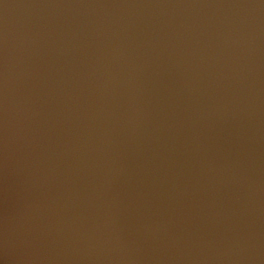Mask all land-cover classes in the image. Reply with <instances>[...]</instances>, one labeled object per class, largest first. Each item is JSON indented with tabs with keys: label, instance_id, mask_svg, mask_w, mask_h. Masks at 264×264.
<instances>
[{
	"label": "water",
	"instance_id": "95a60500",
	"mask_svg": "<svg viewBox=\"0 0 264 264\" xmlns=\"http://www.w3.org/2000/svg\"><path fill=\"white\" fill-rule=\"evenodd\" d=\"M0 264H264V0H0Z\"/></svg>",
	"mask_w": 264,
	"mask_h": 264
}]
</instances>
